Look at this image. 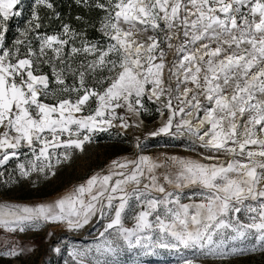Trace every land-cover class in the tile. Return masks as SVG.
I'll return each instance as SVG.
<instances>
[{"label":"snow or ice","instance_id":"obj_1","mask_svg":"<svg viewBox=\"0 0 264 264\" xmlns=\"http://www.w3.org/2000/svg\"><path fill=\"white\" fill-rule=\"evenodd\" d=\"M75 3L95 22L77 15L74 27L54 0H33L27 17L25 0H0V169L15 162L22 179L55 176L94 134L147 130L151 105L162 121L147 136L186 135L203 151L113 161L53 202L0 203V256L32 251L17 233L78 232L93 220L103 230L68 249L70 264H119L125 250L176 252L182 264H197L185 251H264V0ZM53 19L59 30L41 31ZM13 21L23 26L9 41Z\"/></svg>","mask_w":264,"mask_h":264},{"label":"rangeland","instance_id":"obj_2","mask_svg":"<svg viewBox=\"0 0 264 264\" xmlns=\"http://www.w3.org/2000/svg\"><path fill=\"white\" fill-rule=\"evenodd\" d=\"M143 120L147 126V130H137L135 127L127 130L114 128L105 132L108 133L107 139L94 137L90 143H87V146L84 145V150L82 152L79 150L75 151L69 161H65L57 166L55 169V176L45 178L41 175L37 178L36 174H34L30 179H22L18 176L17 172L14 171L15 176L13 179L17 181L14 182V184L25 189H38L42 186L53 187L55 183L59 182V177L62 172L76 170L77 173H86L91 171V175L96 173H107L113 161L133 159L138 155H147L161 161L171 156L189 157L193 159L199 158V153L202 152L203 149L191 144L190 138L186 135L183 137L147 136V131L155 129L161 123V116L155 118V114L152 111L150 115H145ZM138 136L140 137V147H137ZM193 148L196 150L193 151ZM120 151L126 152L110 158L111 155ZM21 159L23 160L24 157H21ZM100 165H102V167L98 168ZM5 180L6 178H4V176L1 177L0 193L1 189H3L2 186ZM85 180L69 184L46 199L20 201L0 194V203L29 206L39 203H50L71 191L75 186L83 183ZM10 185L6 188L10 187ZM6 188H4V190H6ZM185 191L188 192L189 190ZM184 202L188 201L185 200ZM132 225L133 221L129 218L126 221V226L132 227ZM102 230L101 224H97L96 221L93 220L91 224L78 232H69L62 226L44 225L35 231H26L22 234L17 233L14 238L19 241L20 246L25 249H32V251H25L16 258L0 256V263L65 264V262L68 261L70 264L71 257L68 256V249L73 246L85 248L95 243L99 236V231ZM50 232L52 233L51 237H49ZM4 236L5 233H3V230H0V240H2ZM57 243L58 246L61 247L62 255L52 250L53 245H57ZM255 243L256 241L253 238L245 241L243 245L237 243V246L252 248ZM229 247H232V245H229ZM184 258L195 259L197 260V264H264V251H260L259 248H257L255 251L236 253L227 258L213 256L202 257L198 251H185ZM118 259L119 264H182V258L179 253L160 249H158L155 254L149 256L142 255L139 257H137L134 252L125 250Z\"/></svg>","mask_w":264,"mask_h":264},{"label":"trees","instance_id":"obj_3","mask_svg":"<svg viewBox=\"0 0 264 264\" xmlns=\"http://www.w3.org/2000/svg\"><path fill=\"white\" fill-rule=\"evenodd\" d=\"M32 3L33 0H25L26 9L27 6L31 5ZM54 3L57 11L61 15L62 20L65 22H70L74 27L79 25V22L76 21L75 19L77 15H84L89 18H92L94 22L96 20V15L94 11L89 12L88 10L83 9L82 7H80L75 3V0H54ZM29 14H30V9H27L25 11V16L27 17ZM22 26L23 25L20 24L19 21L12 22V26L8 34L9 41H14V39L18 36V27H22ZM59 28H60V21H56L53 19L50 22L45 21V27L41 31H46L51 33L53 31H58ZM88 35L93 39L100 38V33L94 31L92 28H88ZM151 107L153 108L155 118L159 117L160 114L159 112L155 111V105H151ZM94 137H101L107 139L108 133L105 132L96 133L95 136H93V138ZM85 146H87V143L85 144ZM124 152L126 151H120L118 153H114L113 155L110 156V158L118 156ZM100 167H102V165H100L98 168ZM0 171H3L5 173L4 178L8 180V183L3 184L2 186L3 189H1L0 194H4L9 198H13L15 200H20V201L46 199L52 196L55 192H58L61 189H63L65 186L75 182L83 181L92 174L91 171H88L86 173H77L76 170H72L70 172L65 171L61 173L59 177V182L55 183L53 187L42 186L38 189H33V188L25 189L22 188L21 186H16L14 182H12L14 180L13 177L15 176L14 174L15 162H10L7 168H4ZM0 181H1V177H0ZM8 185H10V187L6 188ZM4 188H6V190H4Z\"/></svg>","mask_w":264,"mask_h":264},{"label":"crops","instance_id":"obj_4","mask_svg":"<svg viewBox=\"0 0 264 264\" xmlns=\"http://www.w3.org/2000/svg\"><path fill=\"white\" fill-rule=\"evenodd\" d=\"M169 59H171V57H169Z\"/></svg>","mask_w":264,"mask_h":264},{"label":"built area","instance_id":"obj_5","mask_svg":"<svg viewBox=\"0 0 264 264\" xmlns=\"http://www.w3.org/2000/svg\"><path fill=\"white\" fill-rule=\"evenodd\" d=\"M1 264V263H0ZM5 264V263H4Z\"/></svg>","mask_w":264,"mask_h":264}]
</instances>
